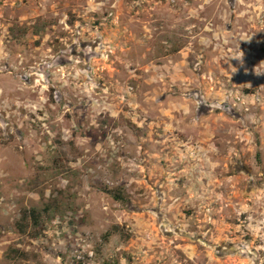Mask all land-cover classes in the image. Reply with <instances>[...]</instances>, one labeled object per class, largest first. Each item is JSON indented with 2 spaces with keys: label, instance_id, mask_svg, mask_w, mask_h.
<instances>
[{
  "label": "rangeland",
  "instance_id": "rangeland-1",
  "mask_svg": "<svg viewBox=\"0 0 264 264\" xmlns=\"http://www.w3.org/2000/svg\"><path fill=\"white\" fill-rule=\"evenodd\" d=\"M0 264H264V0H0Z\"/></svg>",
  "mask_w": 264,
  "mask_h": 264
},
{
  "label": "trees",
  "instance_id": "trees-1",
  "mask_svg": "<svg viewBox=\"0 0 264 264\" xmlns=\"http://www.w3.org/2000/svg\"><path fill=\"white\" fill-rule=\"evenodd\" d=\"M35 212H36V211H32V212H31V215H32V217H34V218H36V216H37Z\"/></svg>",
  "mask_w": 264,
  "mask_h": 264
}]
</instances>
